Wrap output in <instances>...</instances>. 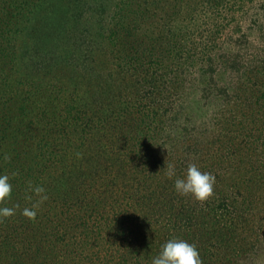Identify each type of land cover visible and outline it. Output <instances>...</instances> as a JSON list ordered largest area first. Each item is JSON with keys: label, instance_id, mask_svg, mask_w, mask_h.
Listing matches in <instances>:
<instances>
[{"label": "trees", "instance_id": "1", "mask_svg": "<svg viewBox=\"0 0 264 264\" xmlns=\"http://www.w3.org/2000/svg\"><path fill=\"white\" fill-rule=\"evenodd\" d=\"M226 3L0 0V264H151L174 237L264 264V10ZM192 163L205 202L165 174Z\"/></svg>", "mask_w": 264, "mask_h": 264}, {"label": "clouds", "instance_id": "2", "mask_svg": "<svg viewBox=\"0 0 264 264\" xmlns=\"http://www.w3.org/2000/svg\"><path fill=\"white\" fill-rule=\"evenodd\" d=\"M4 159L10 160L11 157L5 155ZM165 174L169 180L175 178L174 189L180 196H191L197 201L205 202L213 195L215 175L201 171L194 163L188 165L183 178L177 176L176 168L172 164L166 165ZM12 187L10 177L7 174H0V205L5 204L11 197ZM29 189L39 199L32 204L31 208L25 207L22 214L34 220L40 205L48 200V195L43 186L33 187L29 184ZM28 199L31 200V196ZM15 211L14 207L0 206V220L15 215ZM151 264H202V260L195 244L174 237L161 246L159 254L151 258Z\"/></svg>", "mask_w": 264, "mask_h": 264}, {"label": "rangeland", "instance_id": "3", "mask_svg": "<svg viewBox=\"0 0 264 264\" xmlns=\"http://www.w3.org/2000/svg\"><path fill=\"white\" fill-rule=\"evenodd\" d=\"M237 1H238V3L234 4V0H231V4H233V5L226 3L225 8L222 9V14L225 18L224 19L225 24L228 22L227 20L233 19L235 14L243 15L245 10L248 8V6H250L248 4L247 5L245 4V1H247V0H237ZM252 1H253L254 5L258 6V8H261L262 10H264V0H252ZM262 10H258V11L260 13H262L263 12ZM249 28L254 29L252 27H249Z\"/></svg>", "mask_w": 264, "mask_h": 264}]
</instances>
